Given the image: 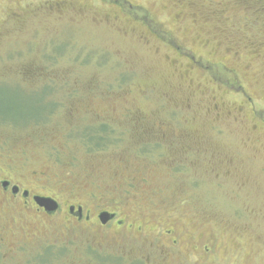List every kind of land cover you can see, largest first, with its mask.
<instances>
[{
	"label": "rangeland",
	"instance_id": "obj_1",
	"mask_svg": "<svg viewBox=\"0 0 264 264\" xmlns=\"http://www.w3.org/2000/svg\"><path fill=\"white\" fill-rule=\"evenodd\" d=\"M60 45L72 55L49 57ZM77 53L109 62L75 65ZM69 77L58 111L13 126L44 118L28 87ZM89 78L98 95L71 96ZM90 126H108L113 143L91 153ZM0 144L16 166L26 159L24 185L44 173L39 191L61 202L55 217L0 211V264L38 262L49 247L46 264H98L93 249L144 264H264V0H0ZM71 204L91 221L72 219ZM103 210L124 224L102 228Z\"/></svg>",
	"mask_w": 264,
	"mask_h": 264
},
{
	"label": "trees",
	"instance_id": "obj_2",
	"mask_svg": "<svg viewBox=\"0 0 264 264\" xmlns=\"http://www.w3.org/2000/svg\"><path fill=\"white\" fill-rule=\"evenodd\" d=\"M63 48L61 45L57 46V50H55V52L52 54L50 53L49 57H51L53 59L55 58L56 60L59 58V60H61V58L68 57V56L72 55L71 50L67 49L64 51ZM67 52H69V53H67ZM49 57L47 56V58H49ZM82 58H83L82 55L80 53H77L71 60H72V63H74L75 65L79 64V66H80V64H82L81 66L92 68V67H94V65H96V68H99L101 71H103V69L105 68V66L109 62V57H105V56H104V59L101 58L102 60H100L99 64H96V62L93 61L90 57H89L90 58L89 60L85 59V58L82 59ZM33 69H32V72H33ZM122 70L123 69H121L116 76V78L121 77L123 79L122 83L118 84L120 88L125 87V86L127 87V83H128L127 82L128 78H126L127 76L124 73V71H122ZM30 73H31V71H30ZM34 75H36V74H34ZM43 76H44V73H43ZM82 79L83 78H80V80H82ZM65 80H66L65 83H64V81L63 82L58 81V82L54 83L55 80H51V82L46 83V85H44L42 89H40L36 86H32V87H28L29 88L28 91H25V92L21 91V92L28 94V95H33V94H35V95L42 94L43 95V97L41 98V103L44 104V105H42V112H44V116H43L44 118L41 120H34L33 122L32 121L29 122V119L37 117V115H31V116H28L27 119L24 120V122L19 123V124H13V126H15V127H29L30 124H32V123H40V121H42L44 119L45 120L48 119L49 115L58 111L59 108L57 107L56 104H58L59 102H57L54 99V95L56 94L55 93L56 91H59L58 88H60V91L62 90L61 92L62 93L64 92V94H65L66 89H70V77L68 79L65 78ZM68 80H69V82H68ZM84 81H85V83H87V81L90 82L91 79L90 78H89V80L84 79ZM95 82L96 81H92V82L88 83L86 86H84L85 90H87V92L85 94H83L82 92L72 90L71 96H78V97H85V95L97 96L98 95V89H100L99 91H101L103 84H100V81L98 83H95ZM82 84H83V82H82ZM82 84H81V86H82ZM120 88H118V89H120ZM39 89L43 92L39 91ZM105 89H106L105 92L102 91V94H101V95H103L102 97L109 99V100H113L114 95H112L109 91H110V89L116 90L117 85H114L112 83V84L107 85V87ZM132 91H133L132 87L123 88V90L119 92L118 96H115L116 97L115 99H117V98L124 99L125 97H123V96L132 93ZM39 92H41V93H39ZM109 130H110V128L108 126H103V127H98V128H93L91 126L86 127L80 133L81 142L90 148L91 153L96 152V151H100L103 147H106V145L108 143H109V145H110V143H113V142L109 141L110 140V131ZM143 149H144V147H143ZM63 251H65V250H63ZM54 252L55 251L53 250V248L49 247L38 255L39 257H41V258H39L38 262H34V263H32L33 261H29V262L32 264H46L47 262L50 261L52 253H54ZM92 252H93L94 258L97 260L98 264H144L140 261L135 260L136 262H134V261H131L130 259H124V257H121V256H114V257L110 258L107 255H102L101 253L95 251L94 249ZM63 254H65V253L63 252Z\"/></svg>",
	"mask_w": 264,
	"mask_h": 264
},
{
	"label": "flooded vegetation",
	"instance_id": "obj_3",
	"mask_svg": "<svg viewBox=\"0 0 264 264\" xmlns=\"http://www.w3.org/2000/svg\"><path fill=\"white\" fill-rule=\"evenodd\" d=\"M4 145L0 144V211L8 210V211H15V207L22 208L23 210L30 212L32 209H35L36 212L43 214L46 217H55L59 214L61 210V202L58 198L54 197L49 193L40 192L39 190H44L42 186V177L44 173L33 172L34 179H39L36 184H34V179L30 185H24L22 180H25V166L28 164L26 163V159L22 160V164L15 165L16 162L7 154L8 151L4 150ZM10 155V154H9ZM15 166L18 168L16 170ZM18 176L21 178H18ZM36 197H45L51 198L58 202L59 208L54 213H48L45 208L40 207L36 201ZM68 214L69 216L74 219L77 223L83 222H90L92 218V211H86L85 208L81 205H69L68 207ZM108 212L110 214L115 215L114 219L108 221L106 224L102 223L100 218L101 214ZM97 219V224L100 225L102 228H107L110 225H118L122 226L124 224V220L118 219V213L111 210H103L99 211V213L95 216Z\"/></svg>",
	"mask_w": 264,
	"mask_h": 264
},
{
	"label": "water",
	"instance_id": "obj_4",
	"mask_svg": "<svg viewBox=\"0 0 264 264\" xmlns=\"http://www.w3.org/2000/svg\"><path fill=\"white\" fill-rule=\"evenodd\" d=\"M36 203L42 207L45 208L48 213H54L58 210L59 204L56 200L51 198H45V197H36L35 198ZM115 215L110 214L108 212H105L101 214L100 218L102 220V223L106 224L108 221H111L114 219Z\"/></svg>",
	"mask_w": 264,
	"mask_h": 264
}]
</instances>
